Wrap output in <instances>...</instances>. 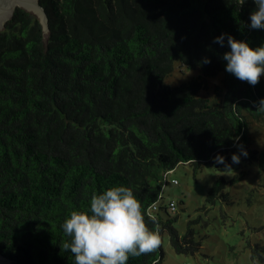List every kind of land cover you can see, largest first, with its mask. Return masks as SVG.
I'll return each instance as SVG.
<instances>
[{
    "label": "trees",
    "instance_id": "trees-1",
    "mask_svg": "<svg viewBox=\"0 0 264 264\" xmlns=\"http://www.w3.org/2000/svg\"><path fill=\"white\" fill-rule=\"evenodd\" d=\"M40 3L47 35L20 7L0 31V254L14 264H74L60 224L117 185L134 192L146 225L159 229L158 247L127 264H164L165 233L176 252L196 254L197 221L181 234L169 214L173 200L158 207L164 174L180 163L198 171L253 162L264 171V148L252 147L249 133L251 120L264 123L257 110L264 75L253 86L228 73L227 37L223 47L214 42L227 33L251 47L264 44V29L249 27L253 0ZM176 62L201 74L166 86ZM219 75L214 99L200 97L208 78ZM246 176L217 177L206 201H227V185ZM252 257L264 264V245L255 243Z\"/></svg>",
    "mask_w": 264,
    "mask_h": 264
},
{
    "label": "rangeland",
    "instance_id": "rangeland-1",
    "mask_svg": "<svg viewBox=\"0 0 264 264\" xmlns=\"http://www.w3.org/2000/svg\"><path fill=\"white\" fill-rule=\"evenodd\" d=\"M200 74V69L176 62L173 72L163 83L179 86ZM220 77H209L208 87L202 88L199 96L214 99L216 86L221 85ZM249 133L254 140L252 147L263 149L264 123L251 120ZM241 170L247 171V176L227 185V201L219 199L215 204L206 201L209 188L217 177L230 180ZM163 192L164 198L158 201V207L169 206L173 200L176 209H168L170 216H176L174 226L184 234L188 222L197 221L193 223L196 239L202 243L196 254L178 253L165 233L162 241L164 264H258L252 257V248L255 243L264 245V171L255 163L244 162L230 170L208 163L198 171L189 163H180L168 175ZM159 211L167 217L164 209Z\"/></svg>",
    "mask_w": 264,
    "mask_h": 264
},
{
    "label": "clouds",
    "instance_id": "clouds-1",
    "mask_svg": "<svg viewBox=\"0 0 264 264\" xmlns=\"http://www.w3.org/2000/svg\"><path fill=\"white\" fill-rule=\"evenodd\" d=\"M253 3L255 9L250 13L249 27L264 29V0H253ZM225 37L229 48L222 57L226 61L225 70L241 81L256 85L264 75V44L251 47L248 41L227 33L216 36L214 42L223 47ZM210 62L208 57L203 60V63ZM257 110L264 113V97L259 99ZM238 147L246 157L247 150L242 145ZM240 158L233 153L231 161L239 163ZM214 160L225 163V157L220 154ZM60 228L69 238L63 243V249L70 251L74 264H127L130 256L152 252L160 244L158 227L150 229L146 225L139 200L124 185L93 194L88 211H72Z\"/></svg>",
    "mask_w": 264,
    "mask_h": 264
},
{
    "label": "water",
    "instance_id": "water-1",
    "mask_svg": "<svg viewBox=\"0 0 264 264\" xmlns=\"http://www.w3.org/2000/svg\"><path fill=\"white\" fill-rule=\"evenodd\" d=\"M18 7L34 14L42 24L44 34L49 33L48 15L40 0H0V31L5 29L6 22L13 17ZM10 262L13 261L0 254V264H10Z\"/></svg>",
    "mask_w": 264,
    "mask_h": 264
},
{
    "label": "built area",
    "instance_id": "built-area-1",
    "mask_svg": "<svg viewBox=\"0 0 264 264\" xmlns=\"http://www.w3.org/2000/svg\"><path fill=\"white\" fill-rule=\"evenodd\" d=\"M171 172H172V171H167V172H165V174H164V179H165V180H168V175H169ZM172 182L177 183V180H176V179H172ZM170 205H171V208H172V209H175L176 204H175L174 201H172ZM155 208H156V207H155Z\"/></svg>",
    "mask_w": 264,
    "mask_h": 264
}]
</instances>
